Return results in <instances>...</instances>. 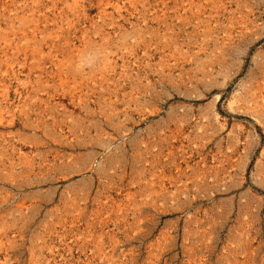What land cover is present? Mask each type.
<instances>
[{
  "label": "rangeland",
  "instance_id": "1",
  "mask_svg": "<svg viewBox=\"0 0 264 264\" xmlns=\"http://www.w3.org/2000/svg\"><path fill=\"white\" fill-rule=\"evenodd\" d=\"M0 264H264V0H0Z\"/></svg>",
  "mask_w": 264,
  "mask_h": 264
}]
</instances>
